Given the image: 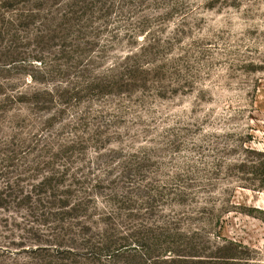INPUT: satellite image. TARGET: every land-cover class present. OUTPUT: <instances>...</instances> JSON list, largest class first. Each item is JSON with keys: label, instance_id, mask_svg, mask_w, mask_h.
<instances>
[{"label": "rangeland", "instance_id": "1", "mask_svg": "<svg viewBox=\"0 0 264 264\" xmlns=\"http://www.w3.org/2000/svg\"><path fill=\"white\" fill-rule=\"evenodd\" d=\"M0 264H264V0H0Z\"/></svg>", "mask_w": 264, "mask_h": 264}]
</instances>
